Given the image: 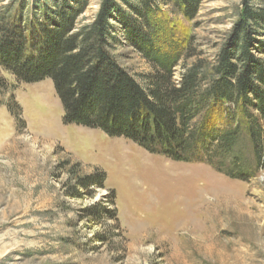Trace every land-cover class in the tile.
<instances>
[{"label":"rangeland","instance_id":"rangeland-1","mask_svg":"<svg viewBox=\"0 0 264 264\" xmlns=\"http://www.w3.org/2000/svg\"><path fill=\"white\" fill-rule=\"evenodd\" d=\"M151 1L145 19L168 44L160 52L176 56L175 84L190 68L212 78L221 51L242 38L246 7L264 14V0H198L190 17ZM6 9L37 41L62 13L76 32L105 9L113 60L136 78L156 66L136 45L147 31L138 0H0ZM248 24V68L264 67V37ZM100 172L103 188L79 185ZM0 264H264V170L232 180L66 125L50 79L28 84L0 69Z\"/></svg>","mask_w":264,"mask_h":264},{"label":"trees","instance_id":"trees-1","mask_svg":"<svg viewBox=\"0 0 264 264\" xmlns=\"http://www.w3.org/2000/svg\"><path fill=\"white\" fill-rule=\"evenodd\" d=\"M172 2L190 17L198 0ZM152 3L138 0L147 31L138 34L136 45L145 52L150 69L156 65L154 72L136 78L108 54L109 41L116 38L105 9L76 32L72 15L62 13L41 41L27 34L10 9L0 11V69L23 83L50 79L66 125L130 141L173 162L207 165L232 180L255 178L264 170V67L248 68V23L264 37V14L246 7L239 25L242 38L221 51L212 78L190 68L175 84L170 69L176 56L160 52V43L168 44L145 19L154 12ZM104 181L100 172L78 183L84 189H99ZM114 199L112 195L111 204ZM100 209L88 210L99 216ZM105 214L115 217L112 211Z\"/></svg>","mask_w":264,"mask_h":264}]
</instances>
